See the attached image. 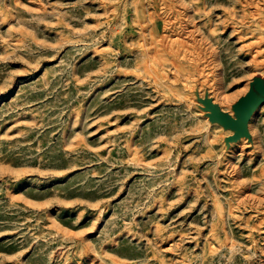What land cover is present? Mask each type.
Returning a JSON list of instances; mask_svg holds the SVG:
<instances>
[{"label":"rangeland","instance_id":"1","mask_svg":"<svg viewBox=\"0 0 264 264\" xmlns=\"http://www.w3.org/2000/svg\"><path fill=\"white\" fill-rule=\"evenodd\" d=\"M258 74L264 0H0V264H264Z\"/></svg>","mask_w":264,"mask_h":264},{"label":"bare ground","instance_id":"2","mask_svg":"<svg viewBox=\"0 0 264 264\" xmlns=\"http://www.w3.org/2000/svg\"><path fill=\"white\" fill-rule=\"evenodd\" d=\"M174 51H176V47L173 45V43H171L169 40H167L166 37H162L160 41H158V40L156 41L155 40V41H153L150 44H146L145 47L143 48V55L145 57H148V58H153V57H156V56H162V55H168V54H175ZM176 52H178V49H177ZM173 65H174V67L176 69L180 68V64L177 63V61H174L173 62ZM150 67H152V69L154 71L158 72V73H161L162 70H163V65L162 64H157V63L156 64H150ZM258 75H260V74H258ZM262 77H264V76H262ZM253 80H254V78L252 79V81ZM252 81H251V83H252ZM251 83H250V87H251ZM249 90H250V88H249ZM249 90H248V92H249ZM244 96H242V97H244ZM204 102H205L206 106L204 104H202V106H203L204 111L206 113V117H208V118L210 117V120L212 122L221 123V124L224 125V127H226L225 128L224 141H225V143L227 145H230L233 142H244V141H246L248 139V137H250V131H249V134L242 135L241 137H239L237 139L231 138V136H233L236 133V131H237V128L236 127L226 126L222 121H213L212 120V116L214 114V111L212 109V104L220 107L223 111L228 112L231 116H233V117L236 118L238 114H237V111L234 108V105L238 101L233 105V108H232V106L230 104H228L226 106H223L220 103L216 104L217 103V100L216 99H212L210 97H207L204 100ZM258 107L252 113V116H251L250 120L251 119H254L256 117V115L258 114L260 108H263L264 107V102H262ZM250 120H249V123H248V129H249Z\"/></svg>","mask_w":264,"mask_h":264},{"label":"water","instance_id":"3","mask_svg":"<svg viewBox=\"0 0 264 264\" xmlns=\"http://www.w3.org/2000/svg\"><path fill=\"white\" fill-rule=\"evenodd\" d=\"M264 102V77L257 75L251 83L249 92L234 105L237 117L231 116L220 107L212 104L213 121H222L226 126L236 127V133L231 138L237 139L249 134L248 123L254 110Z\"/></svg>","mask_w":264,"mask_h":264}]
</instances>
